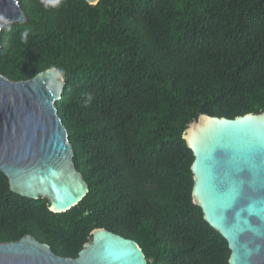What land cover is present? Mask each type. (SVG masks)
Here are the masks:
<instances>
[{"label": "trees", "instance_id": "16d2710c", "mask_svg": "<svg viewBox=\"0 0 264 264\" xmlns=\"http://www.w3.org/2000/svg\"><path fill=\"white\" fill-rule=\"evenodd\" d=\"M17 2L25 21L1 33L0 75L59 72L55 108L89 192L54 214L0 172V243L29 235L76 258L105 229L135 241L148 264H228L226 241L192 202L182 136L200 115L264 112V0Z\"/></svg>", "mask_w": 264, "mask_h": 264}, {"label": "water", "instance_id": "95a60500", "mask_svg": "<svg viewBox=\"0 0 264 264\" xmlns=\"http://www.w3.org/2000/svg\"><path fill=\"white\" fill-rule=\"evenodd\" d=\"M24 21L17 0H0V36ZM64 87L54 68L21 82L0 75V172L12 193L45 199L54 214L66 213L89 192L55 108ZM182 138L194 158L192 202L226 241L228 264H264V112L235 119L200 115ZM0 264L148 263L135 241L95 229L76 258L59 257L27 235L0 243Z\"/></svg>", "mask_w": 264, "mask_h": 264}, {"label": "clouds", "instance_id": "9594fccd", "mask_svg": "<svg viewBox=\"0 0 264 264\" xmlns=\"http://www.w3.org/2000/svg\"><path fill=\"white\" fill-rule=\"evenodd\" d=\"M41 3L47 9V8L59 7L63 3V0H41ZM22 39H24V40L27 39V33L26 32L22 35ZM91 99H92V97L90 95H88L87 99L85 101V104L90 103Z\"/></svg>", "mask_w": 264, "mask_h": 264}]
</instances>
